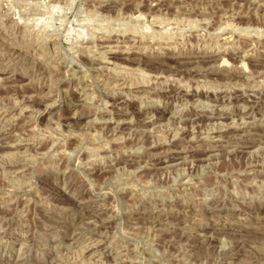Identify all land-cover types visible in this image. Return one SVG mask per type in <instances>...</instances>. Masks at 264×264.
<instances>
[{
  "label": "rangeland",
  "instance_id": "rangeland-1",
  "mask_svg": "<svg viewBox=\"0 0 264 264\" xmlns=\"http://www.w3.org/2000/svg\"><path fill=\"white\" fill-rule=\"evenodd\" d=\"M0 264H264V0H0Z\"/></svg>",
  "mask_w": 264,
  "mask_h": 264
},
{
  "label": "bare ground",
  "instance_id": "bare-ground-1",
  "mask_svg": "<svg viewBox=\"0 0 264 264\" xmlns=\"http://www.w3.org/2000/svg\"><path fill=\"white\" fill-rule=\"evenodd\" d=\"M114 82V81H113ZM226 124V123H225Z\"/></svg>",
  "mask_w": 264,
  "mask_h": 264
}]
</instances>
